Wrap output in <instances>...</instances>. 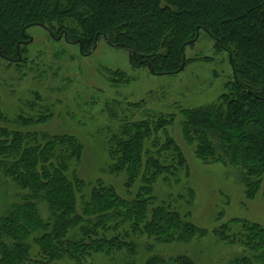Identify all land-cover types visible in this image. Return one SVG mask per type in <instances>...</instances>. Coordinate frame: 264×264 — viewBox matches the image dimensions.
Listing matches in <instances>:
<instances>
[{
  "label": "trees",
  "instance_id": "obj_1",
  "mask_svg": "<svg viewBox=\"0 0 264 264\" xmlns=\"http://www.w3.org/2000/svg\"><path fill=\"white\" fill-rule=\"evenodd\" d=\"M40 26L52 39L62 35L78 45L82 55L108 40L132 54V66L149 72L151 66L155 76L179 74L187 46L195 44L188 43L206 32L217 53L229 54L232 77L216 102L181 111L183 136L204 163L240 169L249 200L264 191V0H0V59L22 64L28 31ZM167 116L150 126L121 125L109 141L112 172L127 176V189L141 178L147 185L132 201L79 176L84 146L71 135L1 130L0 182L19 194L0 214V264H88L100 255L137 264L144 239L168 245L208 236L153 197L160 179L180 182L190 171L176 142L157 137L175 121ZM213 234L242 250L228 264H264V226L234 220ZM144 264L196 263L155 255Z\"/></svg>",
  "mask_w": 264,
  "mask_h": 264
},
{
  "label": "rangeland",
  "instance_id": "obj_2",
  "mask_svg": "<svg viewBox=\"0 0 264 264\" xmlns=\"http://www.w3.org/2000/svg\"><path fill=\"white\" fill-rule=\"evenodd\" d=\"M28 37L33 42L23 53L25 63L0 59V141L4 139L3 129L50 137L71 135L84 146L79 176L90 185L98 187L100 181L112 186L122 198L132 201L147 185L141 178L127 189V176L112 172L109 141L121 125L150 126L175 115L174 123L157 137L163 144L169 139L176 142L190 171L179 176L180 182L160 179L153 187V197L210 234L201 240L168 245L144 239L137 264L155 255L165 259L186 256L196 264H228L241 253L236 246L218 242L213 230L234 220L264 226V191L249 200L240 169L201 161L195 145L188 144L183 136L181 115L183 110L207 107L220 98L232 77L229 54L217 53L215 40L201 32L199 40L185 50L190 63L182 73L155 76L147 68L132 66L128 51L105 41L92 55H82L78 45L56 42L41 27L30 29ZM21 117L33 124H21ZM41 117L48 118L38 121ZM151 146L147 143L149 151ZM189 190L194 192L191 198ZM18 194L17 188L0 182V214L18 202ZM127 230L124 227L121 233ZM121 259L100 255L88 264H121Z\"/></svg>",
  "mask_w": 264,
  "mask_h": 264
},
{
  "label": "water",
  "instance_id": "obj_3",
  "mask_svg": "<svg viewBox=\"0 0 264 264\" xmlns=\"http://www.w3.org/2000/svg\"><path fill=\"white\" fill-rule=\"evenodd\" d=\"M40 27L44 29L43 26H40ZM51 35H52V34H51ZM52 37H53V39H54L55 41H57V42H59V41H61V40L63 39V36H62V35H61L60 37H58V38H55L53 35H52ZM199 38H200V33L198 34L197 38H196L194 41L189 42L188 45H192V44L196 43V42L199 40ZM106 41H107V43H108V40H106ZM32 42H33V39L31 38L28 42H24V43H25V44H31ZM97 45H98V43H97ZM97 45H96V48H97ZM96 48H94L93 51H94ZM115 48H117V47H115ZM93 51H92V52H93ZM92 52H91V53H92ZM1 53H2V52H1V46H0V56L2 55ZM91 53H90V54H91ZM131 55H132V54H131ZM6 60L9 61V62H14V60H12V59H10V58H6ZM185 66H186V57H185V54H184L183 65H182L181 69L178 71V73L183 72L184 69H185ZM149 70H150V72H151L152 74L155 73V72L152 70L151 66H149ZM154 75H155V74H154ZM157 76H165V74H157Z\"/></svg>",
  "mask_w": 264,
  "mask_h": 264
}]
</instances>
